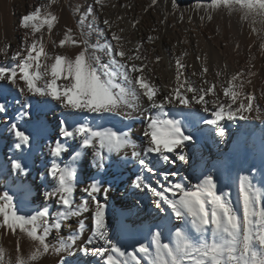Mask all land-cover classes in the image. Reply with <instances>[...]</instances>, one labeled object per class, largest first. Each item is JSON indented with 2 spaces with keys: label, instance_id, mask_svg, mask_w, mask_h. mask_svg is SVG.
Segmentation results:
<instances>
[{
  "label": "snow or ice",
  "instance_id": "obj_1",
  "mask_svg": "<svg viewBox=\"0 0 264 264\" xmlns=\"http://www.w3.org/2000/svg\"><path fill=\"white\" fill-rule=\"evenodd\" d=\"M169 2L180 11L178 0ZM58 3L45 0L19 17L24 35L11 51L13 63L0 62V116L13 150L0 168L26 178L39 159L44 199L56 207L22 211L28 195L23 179L18 193L0 194V230L17 237L14 255L0 246V264H42L48 256L55 264H264V112L255 90H247L257 75L252 45L245 67L230 75L218 69L211 80L207 57L196 56L199 71L189 76L183 52L174 59V79L162 87L154 67L162 57L155 49L149 56L144 42L128 47L123 28L117 31L107 18L104 27L95 22L104 0L75 9L77 31L65 27L62 38L53 40ZM157 5L151 0L144 11ZM221 9L239 13L264 52V0H195L190 11H202L203 22ZM166 20L167 13L159 23ZM10 49L0 45V55L7 57ZM13 103L18 107L9 116ZM56 108L61 118L50 129L48 115ZM136 120L141 132L134 139L128 122ZM224 122L236 126L231 144ZM209 138L215 155L206 156ZM257 148L260 166L233 175L235 160ZM179 164L187 166L184 175L175 170ZM125 172L146 200L112 213L98 197H107ZM147 206L152 223L145 225L140 212ZM85 214L91 227L82 241ZM21 236L31 242L27 253Z\"/></svg>",
  "mask_w": 264,
  "mask_h": 264
},
{
  "label": "bare ground",
  "instance_id": "obj_2",
  "mask_svg": "<svg viewBox=\"0 0 264 264\" xmlns=\"http://www.w3.org/2000/svg\"><path fill=\"white\" fill-rule=\"evenodd\" d=\"M45 0H0V45L9 43L11 49L7 57L0 55V62L5 64L13 63L11 61V51L18 48L23 39V30L19 28V17L26 11L30 10L38 3H44ZM151 0H104L105 7L101 12L99 9L96 11V23L99 27H104L102 20L107 18L113 21V27L117 31L123 28L125 31L123 35L131 41L128 47H135L137 42H144L145 49L149 56H153L152 50L155 49L154 55H160L162 60L156 64L155 76L157 83L162 87L166 83L174 79V59L181 53L186 52L184 62L190 65L187 69V75L191 76L192 71H199L201 61L196 60L199 55L201 60L207 57V63L210 68L208 79L214 78V73L218 69H223L228 75L239 71L245 67L249 61V45H252L251 55L254 56L252 64L253 70L257 73L253 79V84L247 90H255L257 96V103L261 106L264 112V99H260V91L264 90V52L259 48V39L251 33L248 24L241 23L239 13L229 15L227 10H218L213 14V19L209 21L207 18L203 22L200 20L199 13L190 11L195 0H178L180 11L173 12L169 0H158V5L149 8L147 12L144 11L148 8ZM93 4V0H59L54 10L60 17L59 25L54 30L52 39L58 41L62 38L63 30L65 27L73 28L77 31V21L79 19L78 13L75 9H85L88 5ZM113 5H115L113 7ZM123 5V6H122ZM167 13V20L165 23H159L164 19ZM183 14L184 19L181 21L180 16ZM191 16L192 20L189 22L188 17ZM122 17L123 19H117ZM139 21L136 28L131 27L133 21ZM155 29V31H153ZM158 37L152 44H148V36ZM47 39V37H46ZM96 39L95 36L92 37ZM237 44L239 48L237 49ZM51 50V44L48 45ZM67 51L73 52L75 49H68ZM197 80V77H191ZM17 98L18 94H17ZM11 100V97H9ZM18 105L14 103L9 107V116L14 114ZM252 115H255L254 113ZM61 118L58 108L49 112L48 121L49 128H53ZM132 128L134 139L140 136L141 124L139 120L128 122ZM226 125V139L229 144L232 143L236 126L229 122H224ZM241 124L244 122L241 121ZM258 129L260 127L259 121L253 122ZM258 138L256 143L258 144ZM137 143L139 140L137 139ZM11 137L6 130L4 117L0 116V166L3 162L12 155L13 150L10 147ZM209 152L215 155V150L212 146L211 139L207 140L205 145L204 154L207 156ZM261 157L259 149L257 148L247 159L241 157L235 160L233 167V175H236L240 169H246L249 165L259 167ZM187 166L179 164L175 169L181 175L185 174ZM4 172V183L10 189V193L16 194L19 191L20 179H23L24 186L28 189L26 197L27 203L33 208L37 205H49L52 211H56V207L50 201L44 199L45 186L41 179V173L44 171L41 166L40 160L37 159L35 164L32 165L30 174L25 178L17 179L14 174L8 169L0 168ZM100 178V177H97ZM259 179V177H257ZM132 174L125 172L122 177L115 181L112 191L107 197L100 195L98 199L105 201L108 204L109 210L112 213L119 214L122 211L126 213L123 208L125 204H132L136 199L145 201L146 198L142 193L131 187ZM230 184V181H228ZM81 193L77 191L75 194L76 201L79 202ZM236 191L233 189V196L235 197ZM27 205V204H26ZM152 212L150 206H147L144 211L140 212V217L144 220L145 225L152 223L149 213ZM81 219H84L86 227L81 240H86L90 235L91 219L88 214H85ZM73 227L77 225V218H72ZM69 229L64 227L62 235H67ZM17 237L0 230V246H3L6 251L12 255L15 254V243ZM52 243L56 242L55 234L50 238ZM23 251L27 253L30 250L31 242L24 236L20 237ZM131 243L130 239L126 241ZM55 257L48 256L43 259L42 264H55Z\"/></svg>",
  "mask_w": 264,
  "mask_h": 264
},
{
  "label": "rangeland",
  "instance_id": "obj_3",
  "mask_svg": "<svg viewBox=\"0 0 264 264\" xmlns=\"http://www.w3.org/2000/svg\"><path fill=\"white\" fill-rule=\"evenodd\" d=\"M67 2V0H66ZM256 27H260V25H256ZM5 190L10 191V189L4 183V172L0 171V194H2ZM42 206L37 205L36 207H32L29 203L22 209L24 212H30L31 209L40 208Z\"/></svg>",
  "mask_w": 264,
  "mask_h": 264
}]
</instances>
